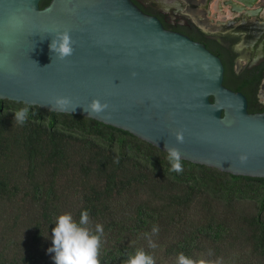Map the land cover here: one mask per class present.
<instances>
[{
	"label": "trees",
	"instance_id": "trees-1",
	"mask_svg": "<svg viewBox=\"0 0 264 264\" xmlns=\"http://www.w3.org/2000/svg\"><path fill=\"white\" fill-rule=\"evenodd\" d=\"M24 107L19 125L13 113ZM182 166L172 171L166 151L126 130L0 99V264H54L51 222L61 213L78 221L84 210L90 228L103 226L101 264H125L137 249L155 264H176L181 252L264 264V177ZM153 225L155 249L144 235Z\"/></svg>",
	"mask_w": 264,
	"mask_h": 264
},
{
	"label": "water",
	"instance_id": "water-1",
	"mask_svg": "<svg viewBox=\"0 0 264 264\" xmlns=\"http://www.w3.org/2000/svg\"><path fill=\"white\" fill-rule=\"evenodd\" d=\"M236 1L234 9L261 15L258 0ZM39 2L0 0V99L90 117L192 163L264 177V112H250L246 96L224 84L220 57L202 42L132 0ZM58 31L69 32L74 51L52 60ZM93 99L107 108L85 112Z\"/></svg>",
	"mask_w": 264,
	"mask_h": 264
},
{
	"label": "flooded vegetation",
	"instance_id": "flooded-vegetation-1",
	"mask_svg": "<svg viewBox=\"0 0 264 264\" xmlns=\"http://www.w3.org/2000/svg\"><path fill=\"white\" fill-rule=\"evenodd\" d=\"M132 1L165 28L202 42L218 55L224 66V84L246 96L250 112H264V0L254 6L263 9L260 16L246 13L245 6L240 12L227 0H218L220 11L224 5L230 11L221 20L211 17L210 0Z\"/></svg>",
	"mask_w": 264,
	"mask_h": 264
},
{
	"label": "clouds",
	"instance_id": "clouds-1",
	"mask_svg": "<svg viewBox=\"0 0 264 264\" xmlns=\"http://www.w3.org/2000/svg\"><path fill=\"white\" fill-rule=\"evenodd\" d=\"M74 41L68 31H58L49 43V51L53 57L64 59L73 54ZM46 65L45 67H47ZM55 103L58 106H63L69 103L66 97L57 98ZM80 106V105H77ZM75 106L73 110L77 107ZM107 108V105L99 100H91L84 111L89 113H101ZM28 108L24 107L13 114V120L19 125H23L28 118ZM176 139L182 142L183 134L177 133ZM167 160L171 165V170L176 173L183 171L181 153L175 147H167ZM243 160L244 157H241ZM51 224L54 227L51 229V246L47 249L51 253V259L54 264H101L99 259V250L101 247V237L103 235V226L97 224L94 228H90L89 214L86 210L82 211L80 218L77 221L71 213H61L55 216ZM159 233V226L153 225L151 234L145 233V238L148 240V246L152 249L157 247L152 236ZM211 254V252H209ZM125 264H155L153 255L146 253L143 249H137L129 253ZM176 264H213L212 261L200 259L194 260L182 252L177 255Z\"/></svg>",
	"mask_w": 264,
	"mask_h": 264
},
{
	"label": "rangeland",
	"instance_id": "rangeland-1",
	"mask_svg": "<svg viewBox=\"0 0 264 264\" xmlns=\"http://www.w3.org/2000/svg\"><path fill=\"white\" fill-rule=\"evenodd\" d=\"M218 0H210L209 4H208V10L211 14V17H213V19L215 20H221L224 19L223 16L228 17L230 15V11L228 9L227 6H223L222 9L224 10L223 12L220 11L218 4H217ZM260 4H262V2H259ZM259 5L258 3L255 4L254 6ZM232 16V15H231Z\"/></svg>",
	"mask_w": 264,
	"mask_h": 264
},
{
	"label": "bare ground",
	"instance_id": "bare-ground-1",
	"mask_svg": "<svg viewBox=\"0 0 264 264\" xmlns=\"http://www.w3.org/2000/svg\"><path fill=\"white\" fill-rule=\"evenodd\" d=\"M230 0H227V2L229 3V4H232V3H237L238 5H240L236 0H231V2H229Z\"/></svg>",
	"mask_w": 264,
	"mask_h": 264
}]
</instances>
